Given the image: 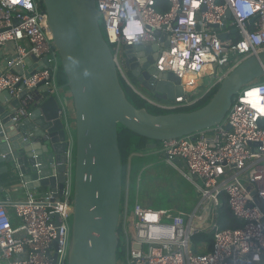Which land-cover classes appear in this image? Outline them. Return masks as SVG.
I'll list each match as a JSON object with an SVG mask.
<instances>
[{
  "label": "built area",
  "instance_id": "1",
  "mask_svg": "<svg viewBox=\"0 0 264 264\" xmlns=\"http://www.w3.org/2000/svg\"><path fill=\"white\" fill-rule=\"evenodd\" d=\"M164 1L167 9L159 11L156 0H95L120 81L160 114L202 104L241 62L264 53V0ZM130 22L134 26L129 28ZM165 39L167 46L158 52L155 69L178 78L182 95L163 101L133 85L124 66L123 49L159 45ZM9 46L13 51L0 70V94L6 92L11 100L19 101L13 118L17 121L19 114L29 115L45 100L43 91L57 97L60 90L56 85L60 62L38 0H0V55H6ZM43 58L46 64L40 68ZM247 98H257V106ZM262 109L264 80L259 79L237 94L220 124L158 143L153 150L195 187L197 202L186 213L169 206L152 208L137 200L131 209L126 197L119 218L122 257L118 264H264ZM61 111L68 116L67 109L61 107ZM67 131V180L62 194L27 192L18 201L0 198V264H66L74 147ZM221 194L226 196L232 216L242 223L240 228L219 227L216 215ZM210 202L214 205L211 227L198 231L193 223L203 220ZM199 234L212 235V249L205 254L193 250L192 240Z\"/></svg>",
  "mask_w": 264,
  "mask_h": 264
},
{
  "label": "water",
  "instance_id": "2",
  "mask_svg": "<svg viewBox=\"0 0 264 264\" xmlns=\"http://www.w3.org/2000/svg\"><path fill=\"white\" fill-rule=\"evenodd\" d=\"M38 1L47 16L71 100L60 104L56 96L43 91L45 100L38 108L27 116L19 114L14 121L19 101L11 100L6 92L0 94V174L7 173L9 183L22 184L29 191L41 187L60 196L67 180L65 152L69 130L74 147L66 264H118L123 193L119 128L147 139L150 144L146 147L151 150L162 141L213 128L225 119L233 100L246 85L264 78V53L241 62L224 77L203 106L191 111L153 114L127 100L111 48L100 28L95 0ZM226 18H230L229 14ZM220 38H225V34ZM166 46L165 39L159 45L139 44L123 49L124 66L131 80L163 101L182 95L178 78L171 73L159 74L155 69L158 52ZM45 64L43 58L39 67ZM24 95L23 92L20 99ZM6 100L10 104L4 106ZM70 105L72 130L69 116L61 113V107L69 109ZM174 164L182 167L179 160H174ZM213 219L214 205L210 202L203 220L195 221L193 228L206 232Z\"/></svg>",
  "mask_w": 264,
  "mask_h": 264
},
{
  "label": "rangeland",
  "instance_id": "3",
  "mask_svg": "<svg viewBox=\"0 0 264 264\" xmlns=\"http://www.w3.org/2000/svg\"><path fill=\"white\" fill-rule=\"evenodd\" d=\"M99 24L100 26L102 25L100 19ZM128 77L131 80L130 76ZM260 80L263 81L264 78ZM131 82L137 87L134 81L131 80ZM145 107L155 113H160V111L154 110L147 105H145ZM134 154L139 156H136L133 160L132 171L128 183H122L123 201L126 190L128 193L127 203L128 206H131V209L135 200L142 205H150L152 208L169 206L185 209L186 211L191 210L196 205L197 193L195 187L186 181L179 171L168 165L157 152V149L151 151L146 150L145 152H137V154ZM146 164L150 165H147V170L145 171L142 167ZM140 169V172H136V170L138 171ZM123 201L121 202L122 204ZM199 241V239H196V241L192 240V246L201 247L203 244H197Z\"/></svg>",
  "mask_w": 264,
  "mask_h": 264
},
{
  "label": "trees",
  "instance_id": "4",
  "mask_svg": "<svg viewBox=\"0 0 264 264\" xmlns=\"http://www.w3.org/2000/svg\"><path fill=\"white\" fill-rule=\"evenodd\" d=\"M156 8L159 11H165L167 9L166 2L164 0H156ZM121 82V81H120ZM56 85L59 88H66V78L63 72V69L61 66L58 69V73L56 76ZM121 86L124 90V93L126 95L127 100L136 108L141 109L145 108L148 112L153 114H160L158 112H153L145 107V103L142 102L133 92L123 83L121 82ZM208 100L203 102L202 104L196 106L193 109L186 110L191 111L194 109H197L204 104H206ZM150 142L147 139L141 138L132 132L120 127L118 130V146L121 154V165H122V183L125 182V173H126V165L127 160L131 154H134L137 152H145L148 150L146 147ZM158 145V143H157ZM136 158V157H135ZM133 163V162H132ZM123 201V198H122ZM220 201V207L217 210L216 215V221L221 229H237L242 226V223L237 221L231 214L226 201V196L224 194H221L219 197ZM211 234H199L193 238V240L196 241V239H199L200 241L197 243L199 245H202L201 247L194 246V250L197 254H205L212 249V243H211ZM120 248V246H119ZM122 257V254L120 251L117 253V260L119 261Z\"/></svg>",
  "mask_w": 264,
  "mask_h": 264
},
{
  "label": "crops",
  "instance_id": "5",
  "mask_svg": "<svg viewBox=\"0 0 264 264\" xmlns=\"http://www.w3.org/2000/svg\"><path fill=\"white\" fill-rule=\"evenodd\" d=\"M4 51H5L6 55H0V70L3 69L6 62L8 61V57L12 53L13 48L9 46V47H7V51L6 50H4ZM57 100L59 101L60 104H62L64 102L63 100H67V103H70L71 99H70L69 93H68L66 88H60L58 96H57ZM8 104L9 103L6 102V103H4V106H6ZM68 108H69V109H67V114L69 116V123L68 124L70 126V129L72 130L73 129V112L71 109V105ZM148 150L151 151V149H148ZM131 156H133V157L129 156L130 159L128 158V160H127L126 173H125V184L128 183V179L131 175L132 162L135 159L134 156H139V155L134 154ZM142 156H145V155H142ZM147 165L149 166L150 164H146L144 167H142V169H144L146 171ZM140 171H141V169L138 171L136 170V172H140ZM8 178H9V175L7 173L2 172L0 174V190H1L0 198L1 199L8 198V199H11L13 201H18V200H22L25 197L27 192H31V193H34L36 195H41V194L49 191L48 189L41 188V187L37 188L35 190H32V191H29V190L25 189L24 185H22V184H19V183L18 184H11V183H9ZM127 195H128V193L125 190L124 201H125V198L127 197ZM196 198H197V194H196ZM194 207L188 211H186L185 209H179V208H177V209L180 211H184V212L188 213V212H191L194 209ZM211 243H212V237H211Z\"/></svg>",
  "mask_w": 264,
  "mask_h": 264
},
{
  "label": "bare ground",
  "instance_id": "6",
  "mask_svg": "<svg viewBox=\"0 0 264 264\" xmlns=\"http://www.w3.org/2000/svg\"><path fill=\"white\" fill-rule=\"evenodd\" d=\"M255 99V100H254ZM253 100L251 99V98H247L246 100L248 101V102H251L252 104H255L256 106H257V103H258V100H257V98H254ZM262 110H264V109H262Z\"/></svg>",
  "mask_w": 264,
  "mask_h": 264
},
{
  "label": "clouds",
  "instance_id": "7",
  "mask_svg": "<svg viewBox=\"0 0 264 264\" xmlns=\"http://www.w3.org/2000/svg\"><path fill=\"white\" fill-rule=\"evenodd\" d=\"M134 26V24H132L131 22L129 23V25H128V27L130 28V27H133Z\"/></svg>",
  "mask_w": 264,
  "mask_h": 264
},
{
  "label": "flooded vegetation",
  "instance_id": "8",
  "mask_svg": "<svg viewBox=\"0 0 264 264\" xmlns=\"http://www.w3.org/2000/svg\"><path fill=\"white\" fill-rule=\"evenodd\" d=\"M129 74V73H128Z\"/></svg>",
  "mask_w": 264,
  "mask_h": 264
}]
</instances>
